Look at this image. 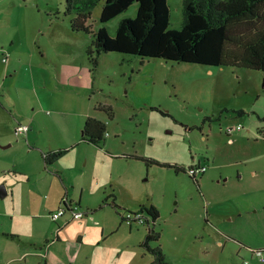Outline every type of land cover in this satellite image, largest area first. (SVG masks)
<instances>
[{
    "label": "rangeland",
    "instance_id": "1",
    "mask_svg": "<svg viewBox=\"0 0 264 264\" xmlns=\"http://www.w3.org/2000/svg\"><path fill=\"white\" fill-rule=\"evenodd\" d=\"M103 2L85 32L71 29L64 0H0V80L21 56L46 67L40 116L53 146L67 150L45 167L0 119V264H42L57 236L50 250L59 264H150L140 245L147 227L120 216L149 205L159 213L151 246L167 264H264L247 252L264 249V71L118 52L94 64V33L103 27L113 37L138 7L100 23ZM168 6L167 29H179L182 0ZM17 65L6 83L26 79ZM87 117L105 124L99 145L80 140ZM197 165L206 172L194 181L184 170ZM65 192L85 215L52 221Z\"/></svg>",
    "mask_w": 264,
    "mask_h": 264
},
{
    "label": "trees",
    "instance_id": "2",
    "mask_svg": "<svg viewBox=\"0 0 264 264\" xmlns=\"http://www.w3.org/2000/svg\"><path fill=\"white\" fill-rule=\"evenodd\" d=\"M99 1L64 0V14L75 15L71 22L73 31L88 32L86 21ZM134 1L138 5L136 16L122 19L113 37L103 27L94 33L87 50L94 64L101 53L118 52L143 59L161 58L264 71V0H182L181 26L171 30L167 29L170 17L168 0H104L100 23L122 13ZM104 133L103 122L87 117L81 141L99 145ZM66 152L47 153L43 158L45 166L52 165ZM148 162L154 163L152 160ZM111 205L118 210L113 202ZM138 210L147 216L144 224L147 229L140 245L151 253L150 264H167L160 246H151L152 243L158 244L160 237L153 229L159 217L158 210L152 205L141 206ZM122 212L121 219L127 211Z\"/></svg>",
    "mask_w": 264,
    "mask_h": 264
},
{
    "label": "crops",
    "instance_id": "3",
    "mask_svg": "<svg viewBox=\"0 0 264 264\" xmlns=\"http://www.w3.org/2000/svg\"><path fill=\"white\" fill-rule=\"evenodd\" d=\"M23 60H25L26 63H22ZM16 61L25 66L23 69L27 76L26 79H23L19 83L14 78L11 79V83H6L7 77L10 79L11 77H15L17 75L19 66L17 65V62L9 61L3 67L5 72L3 78L0 80V119L6 115V119L11 123V127H15L18 123L29 125V130L26 136H23L25 139H27V153L39 154L40 159L43 161L42 163H44V154L46 155L47 153L56 150H66L62 149L61 147L57 148L53 146L51 132L46 129V124L43 120L45 116H40L44 114V110L49 105L47 97L44 94H41L42 89L45 90L46 88L45 74H47V70L46 67L41 63H29L26 56H21V58ZM49 77L50 76L48 75V81L50 79ZM81 109L82 107L79 103V106L74 105L73 112L78 113V110ZM84 114H86V111ZM0 142H4L1 135ZM8 146L11 145L9 144L2 148ZM64 197H66L67 200L72 203V201L68 198L67 192H65L63 197L61 196L59 200V206ZM79 203L80 201H78V204ZM129 227L131 228L132 225ZM58 240L59 237L57 236L56 242L52 243V245L45 250L44 255H41L42 264H59L54 253L50 250L52 246L60 243ZM247 252L249 251L247 250ZM37 256L40 255L36 254L34 257ZM243 264L248 263L244 261Z\"/></svg>",
    "mask_w": 264,
    "mask_h": 264
},
{
    "label": "built area",
    "instance_id": "4",
    "mask_svg": "<svg viewBox=\"0 0 264 264\" xmlns=\"http://www.w3.org/2000/svg\"><path fill=\"white\" fill-rule=\"evenodd\" d=\"M3 61L6 62L5 59H3ZM240 128H241L240 125L237 126V129ZM28 130H29V125L18 123L14 128V135L18 139L20 137L26 136ZM45 156L46 155L44 154L43 157ZM185 172L192 179L196 180L197 177L203 175L206 172V167L204 165H197L188 168ZM66 212L69 213L70 219H74V220H79L85 215V213L78 211L77 207L72 205L71 202H69V200H67V198L64 197L57 211L50 213L49 217L51 218L52 221H57L62 216H64ZM146 220H147V216L142 210L127 211V213H125V215L123 216V221L129 226L135 223L139 225H144L146 223ZM248 251L260 263H264V249L262 248L248 249Z\"/></svg>",
    "mask_w": 264,
    "mask_h": 264
},
{
    "label": "water",
    "instance_id": "5",
    "mask_svg": "<svg viewBox=\"0 0 264 264\" xmlns=\"http://www.w3.org/2000/svg\"><path fill=\"white\" fill-rule=\"evenodd\" d=\"M6 195V190L4 185H0V197H4Z\"/></svg>",
    "mask_w": 264,
    "mask_h": 264
}]
</instances>
